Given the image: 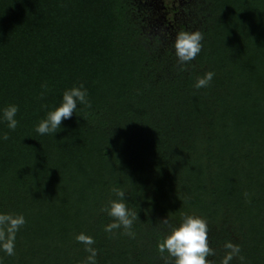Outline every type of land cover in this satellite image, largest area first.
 <instances>
[{
  "label": "trees",
  "instance_id": "1",
  "mask_svg": "<svg viewBox=\"0 0 264 264\" xmlns=\"http://www.w3.org/2000/svg\"><path fill=\"white\" fill-rule=\"evenodd\" d=\"M196 58L146 30L134 0H0V213L23 215L0 264H173L158 243L185 215L208 225L210 264H264V0H199ZM180 31L196 32L181 24ZM214 73L206 87L199 78ZM83 84L56 133L35 126ZM125 193L131 232L105 231Z\"/></svg>",
  "mask_w": 264,
  "mask_h": 264
},
{
  "label": "clouds",
  "instance_id": "2",
  "mask_svg": "<svg viewBox=\"0 0 264 264\" xmlns=\"http://www.w3.org/2000/svg\"><path fill=\"white\" fill-rule=\"evenodd\" d=\"M175 55L181 63H187L196 58L202 50V35L199 31H180L176 35L174 43ZM214 73L208 72L199 78L195 84L196 88L206 87L213 78ZM88 92L83 84L74 86L62 93L60 105L47 112L45 118L41 119L35 126V131L40 135L58 133L57 129L62 127L63 121L71 119L76 114L78 104H88ZM19 108L10 104L0 109V121H4L10 130H15L18 126L16 114ZM9 137L5 133L0 139L7 140ZM120 199L112 200L105 208L108 215L114 218L113 223L105 227V231L111 232L113 229L123 228L126 234L132 235L131 228L137 218L124 202L125 193L119 188L114 189ZM26 223L23 215H12L10 213H0V251L11 256L15 254L16 233ZM76 241L86 245L85 251L89 253L83 264H97V251L92 245L93 237L80 233L75 237ZM225 248L230 251L222 259L221 264H230L234 256L240 252L238 246L231 242L225 243ZM161 253H167L173 264H210L208 256L211 249L208 244V225L199 216L185 215L178 226L173 227L165 235L164 239L158 243Z\"/></svg>",
  "mask_w": 264,
  "mask_h": 264
},
{
  "label": "rangeland",
  "instance_id": "3",
  "mask_svg": "<svg viewBox=\"0 0 264 264\" xmlns=\"http://www.w3.org/2000/svg\"><path fill=\"white\" fill-rule=\"evenodd\" d=\"M199 0H134L137 13L146 22V30L159 35L160 39L168 43L176 39L181 24L194 26L198 31V24H194L196 14L193 7Z\"/></svg>",
  "mask_w": 264,
  "mask_h": 264
}]
</instances>
